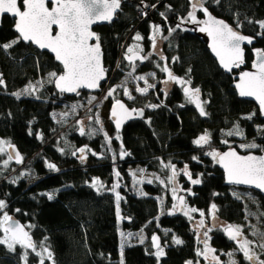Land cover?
I'll return each mask as SVG.
<instances>
[{"label":"trees","instance_id":"16d2710c","mask_svg":"<svg viewBox=\"0 0 264 264\" xmlns=\"http://www.w3.org/2000/svg\"><path fill=\"white\" fill-rule=\"evenodd\" d=\"M200 2L202 9L207 8L241 33L254 37V44L245 48L244 65L249 67L255 52L264 50L260 25L264 0ZM190 10L191 0H122L114 20L96 27L106 72L100 89L107 77L112 86L122 72L132 70V62L125 60L123 51L134 42V36H138L144 53H151L154 41L159 44V55L153 53L148 60L136 62L132 72L136 76L154 71L156 87L136 94L130 101L123 100L119 91L115 101L123 100L129 108L142 109L144 114L119 130L117 134L123 140L113 138L111 142L101 134H79L74 125L54 119L57 108L95 93L79 92L68 97L56 90L57 77L52 81L47 76L60 75L61 66L46 52L22 43L13 30V20L3 17L0 138L17 148L24 164L19 167L11 161L7 167L0 166V200L9 213L27 225L32 247L48 249L51 258L39 262L32 247L24 250L17 246L11 251L0 242V264H213L199 254L189 218L181 212L168 214V203L160 211L158 198L163 192L159 185L144 184L142 189L147 194L136 193L131 172L136 164L154 171H161V159L179 169L185 166L193 177L188 204L205 212L213 208L215 217L228 224L246 223L247 203L234 191L252 194L264 209V198L258 193L225 185L221 170L207 152L212 148L224 150L225 141H235L234 147L242 153L264 152V118L253 103L237 95L232 86L236 72L226 74L219 68L195 25H180ZM198 16H204L202 10ZM167 74L187 80L191 89L197 90L202 111L187 100L184 88L176 83L167 85V80L164 83ZM40 81L43 86L33 94L19 93ZM177 112L185 114L192 137L205 136L206 141L196 145L185 137L186 149L166 141L170 119ZM138 127L146 130V137L129 144L126 129ZM83 146L98 152L101 158L92 155L91 164L81 165L74 153ZM120 147L126 150L124 156ZM147 147L159 150L161 158L150 157ZM94 178L100 179L104 187L95 189L91 184ZM137 231L143 232L140 241L126 235ZM155 232L163 248L159 256L149 237ZM211 234V245L220 251L222 260L227 259L224 252L234 248L231 238L216 227ZM240 264L248 263L242 258Z\"/></svg>","mask_w":264,"mask_h":264},{"label":"water","instance_id":"95a60500","mask_svg":"<svg viewBox=\"0 0 264 264\" xmlns=\"http://www.w3.org/2000/svg\"><path fill=\"white\" fill-rule=\"evenodd\" d=\"M121 5L122 0H0V24L3 17L12 19L13 30L22 43L46 52L61 66L62 72L54 86L64 96L98 93L106 72L96 27L111 23ZM203 14L204 21L195 26V31L204 38L219 68L226 74L236 72L232 86L237 95L253 103L264 118V50H257L250 66L245 67V48L254 44V37L241 33L207 8ZM125 60L142 62L144 57L136 52L126 55ZM188 90L184 88L185 92ZM143 114L142 109L129 108L120 101L111 105L109 118L119 131ZM8 154L15 164L21 163L22 156L15 146H9ZM214 162L223 174L225 185L251 190L264 198V152L242 153L230 146L217 152ZM172 175L176 187L175 171ZM183 206L181 195L176 212H181ZM217 223L218 218H212V226L216 227ZM2 232L28 249L33 245L26 226L14 215L3 224ZM224 235L237 239L242 236L233 227H226ZM150 242L153 249L160 247L158 233L152 235ZM250 264L257 262L250 259Z\"/></svg>","mask_w":264,"mask_h":264},{"label":"rangeland","instance_id":"374dc122","mask_svg":"<svg viewBox=\"0 0 264 264\" xmlns=\"http://www.w3.org/2000/svg\"><path fill=\"white\" fill-rule=\"evenodd\" d=\"M199 10H202L200 0H191V10L188 18L180 23L184 28H190V25H197L204 21V16L201 18L198 16ZM261 28L264 30V20L260 23ZM18 39V38H17ZM131 44L124 48L123 54L130 55L132 53H141L145 60H148L153 53L159 55V44L154 41V45L151 53H144L141 50L140 43L138 42V36L133 37ZM132 70L122 72V76L119 78L115 85H110V78H106L103 87L98 93L93 95L80 96L77 100L71 102L70 104L59 107L54 112V119L57 121L68 122V125H74L79 134L86 133L87 135L96 136L101 134L106 142H111L113 138L117 141L123 140V137L119 131L112 130L109 114L111 105L117 101L116 97L119 95V91L122 92L123 100H131L136 94H144L149 90L156 87L158 80L154 71L148 70L144 71L136 76L132 74L133 70L136 68V62H132ZM112 75V74H111ZM58 75L49 74L47 77L54 81ZM167 80V85L169 83H176L182 89L188 87L189 90L185 92L186 98L189 102L195 105L200 111L203 110V103L197 93V90L191 89L189 82L185 79H178L169 74H167L165 81ZM44 82L40 81L36 86H30L25 90H21V94H33L38 87L43 86ZM165 88V85L163 84ZM120 100V101H123ZM119 101V100H118ZM125 102V101H123ZM184 113L177 112V116L172 120L170 119L171 130L166 137V141H173L178 144L181 149H186L188 147L186 138L189 137L193 140L194 144L201 145L206 141L205 136L192 137V132L188 129L184 121ZM180 118H179V117ZM146 130L142 127L138 128H127L125 140L132 144L139 137H146ZM186 137V138H185ZM234 142H224L227 147L234 146ZM239 145H242L241 140H237ZM10 144L0 138V166L7 167L9 163L13 160L8 154ZM110 153L114 152L111 147ZM119 152L122 156L126 153V150L119 148ZM209 155L214 158L215 154L218 152L216 149H211L207 151ZM146 153L152 158H161V152L153 147H147ZM75 157L81 165H88L92 163L90 157L92 155L99 156L101 154L92 151L89 147L83 146L82 148L75 151ZM24 162L18 164L19 167L23 166ZM51 167V166H50ZM160 167L161 171H154L141 164H136L131 167V172L134 178V186L137 194H147L143 191L142 186L144 184H149L151 186L159 185L162 189L163 194L158 198L160 211H163V205L165 203L169 204L168 214L176 212V205L178 203L179 197L184 196V206L181 213L189 218L191 226L195 235L197 237L199 248V254L210 263L213 264H240V260L243 258L250 264V259H254L257 264H264V209L259 206V202L255 196L248 193H243L240 191H234L236 195L244 199L247 203L246 209V219L245 225L228 224L222 220L218 219L216 228L224 233L226 227H233L234 229L241 232L242 236L240 239L237 237H232L231 240L234 243V248L227 252H224V257L227 259L222 260L220 258V251H216L211 245L212 236V218L215 217V210L210 208L208 211H201L191 207L187 202L188 192L190 191L189 186L191 185L192 174L190 171L183 166V169H179L175 164L167 163L161 159ZM57 169V168H56ZM172 171H175L176 187L174 186L173 180L174 176ZM31 182V181H30ZM95 189H101L103 186L102 181L98 178H94L91 182ZM12 214L6 209V204L3 200H0V242L5 244L11 251H14L17 246H22L25 250L26 247L13 240L6 233L2 232L3 224L9 219ZM27 226V225H25ZM246 227V231L244 230ZM128 238L140 241L143 239V232L137 231L135 233H126ZM152 234L149 236L151 237ZM31 240V237L29 235ZM32 252L37 255L39 262H43L45 259H50V253L46 248L32 247ZM163 253V248L160 246L156 250V254L159 256ZM25 252H23V258L25 257ZM185 264H192L191 261H187Z\"/></svg>","mask_w":264,"mask_h":264},{"label":"flooded vegetation","instance_id":"af4514ba","mask_svg":"<svg viewBox=\"0 0 264 264\" xmlns=\"http://www.w3.org/2000/svg\"><path fill=\"white\" fill-rule=\"evenodd\" d=\"M232 238V237H231Z\"/></svg>","mask_w":264,"mask_h":264}]
</instances>
